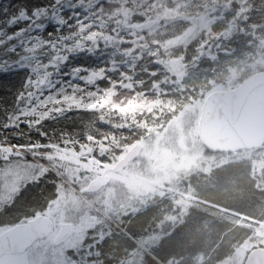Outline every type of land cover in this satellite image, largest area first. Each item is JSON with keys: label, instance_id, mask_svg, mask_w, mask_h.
Here are the masks:
<instances>
[{"label": "rangeland", "instance_id": "obj_1", "mask_svg": "<svg viewBox=\"0 0 264 264\" xmlns=\"http://www.w3.org/2000/svg\"><path fill=\"white\" fill-rule=\"evenodd\" d=\"M252 13L247 12V16L242 18L239 26L236 19L225 21L224 18H210V16L191 19L178 15L175 11L166 10L158 19H145V21L154 20L156 22L155 26L147 32L150 38H145L135 30L137 23L134 22V14L125 10L121 13V21L124 15H128L129 19L125 22L122 21L121 27H118L115 33L91 34L93 31L89 32L85 28L86 30L81 31L79 38H69L68 41L59 42V44L46 49H28L20 59L31 68L34 74L33 98L37 103H46L48 99L40 98L44 95L40 90L43 87L51 86L55 68L68 54L73 51L96 50L98 48L128 51L129 49L121 50L122 39L118 34L121 29L135 39L131 42L134 49L138 44L150 47L157 62L167 75L168 84L185 96L186 104L171 116L169 115L166 121L158 120L155 123L156 120H152L153 123H146V125L138 127H134L130 122L124 126L129 129H125L123 132L129 134L126 141L130 140V142L126 146L130 147L135 143L143 145L142 158L145 168L148 167L152 170V161H155L160 154L165 155L163 165L154 169L161 182L158 201L159 203L164 201L157 207L164 209L170 206L171 211L158 210L162 219L157 225L159 227H180L171 233L165 231V228H160L156 235L152 233L147 235V238L150 239L144 237L148 234L145 232L138 239L139 243L146 246L149 251L157 253L156 256H162L166 260L165 264H200L201 261L206 264L211 256L205 257L206 250L200 246L203 242L210 240V237L206 238L207 234L215 229L210 227L214 221L220 222L222 229L217 233L212 231L214 234L212 239L217 240L214 246L217 251H210H214L213 256L221 255V259L218 260L222 261L220 264H243L247 252L255 247L264 248V147L231 154H209L201 145L196 133L201 107L207 95L214 91L233 89L249 76L264 71V55L260 56V52H258L259 56H254L251 60H247L248 56L239 59L241 47L244 48L247 45L252 47L257 41L256 32L262 21L261 17L264 16V9L259 8ZM44 17L42 11L29 18L27 21L31 28L29 37L35 30H37L36 33L43 30ZM236 17L240 18L238 14ZM19 20L23 21L24 18H19ZM177 21L183 22L184 27L181 32L178 29L176 30L177 36L158 42L156 39L162 37V33L169 27H173ZM104 25L102 23L101 27L104 28ZM201 26L203 29L209 28L210 30L217 28V36L215 40L204 41L200 46L195 47L189 58H186L187 56L182 54V50L187 44H192L193 36L200 33ZM174 29L172 28V34L175 33ZM95 79L96 76L89 74L86 82L92 84ZM106 95L107 97L101 98L103 105L109 103L112 105L110 94ZM92 106L89 105L88 108L92 109ZM112 107L124 115L134 113L150 116L155 111V107L138 105V102L131 99L123 106L113 104ZM122 118L128 117L122 116ZM75 140L78 142L74 143ZM75 140L65 141L63 146L68 148V145H82L81 141L86 142L87 138L79 137ZM87 141L91 142L90 139ZM119 144L116 139L85 144L86 147H89L86 150L87 153H83L87 159L86 163L95 161L96 163L93 165L98 168L100 166L98 157L114 158V155L108 153L112 148H120L122 144ZM50 146L46 149L51 152L41 153V155L48 154L50 159L58 158V153L61 152L63 146ZM93 150L96 151V155L91 157ZM26 156L43 167V163L33 155L28 153ZM244 162L249 168L253 166L249 173L239 164ZM65 165L70 170L79 173L84 179L93 173L92 168L85 164H78V160L70 159V164ZM188 170L192 175V181L186 178ZM34 171L35 168L27 174L20 170L19 173L11 176H0V181H2L0 182V214L5 217L9 214L0 224V233L17 221V218L13 219L10 216L12 208L21 191L28 183L35 180L32 179ZM37 174L35 173V175ZM65 186L69 190L59 184L55 185L54 195L37 210L36 215L50 217L54 233L60 223L66 221L72 223L74 226L73 236L59 249H50L55 246L51 242L45 241L34 246V249L24 255L4 256L0 264H153L142 254L138 246L132 245L121 239L120 235L114 234L105 221L100 219L90 221L89 216L93 214L84 208L82 202L84 200L69 186ZM257 191L263 193L262 196L258 195ZM173 192H177L176 198H169L168 202L165 201ZM259 200L261 209L258 207L252 217L245 218L240 213L249 210V208L254 209L255 202ZM111 201L109 200L107 203L110 208ZM237 212L240 215H237ZM249 212L253 211L249 210ZM198 215L204 218H198ZM109 219L113 221L111 217ZM189 219L190 221L187 223ZM110 220L107 222L110 223ZM25 221L27 220L20 218L16 223ZM196 223H200V225L196 227ZM225 229L230 230L225 232ZM246 230L249 231L248 237L241 243H237L238 235ZM234 238H237L234 241L235 244L224 253L223 250L227 243ZM231 250L232 254L228 255Z\"/></svg>", "mask_w": 264, "mask_h": 264}, {"label": "trees", "instance_id": "obj_2", "mask_svg": "<svg viewBox=\"0 0 264 264\" xmlns=\"http://www.w3.org/2000/svg\"><path fill=\"white\" fill-rule=\"evenodd\" d=\"M25 8L28 10L29 18L33 15L34 9L38 12L43 11L45 16L43 30L39 33L35 30L30 37L31 28L27 24L29 18L20 21L18 17L14 24L11 21V17L16 16L18 10ZM259 8L264 9V0H0V75L13 76L19 81L16 87L5 90L6 95L0 96V122L4 119V110L14 108L17 93L21 92L24 96L23 107L26 110L34 108L37 113L36 118L32 120L31 128L20 123L16 129L7 131L0 129V132L7 135L12 142L23 144L39 142L41 145L62 146L65 141L71 142L76 138L86 137L91 142L81 141L82 145L93 144L95 141L107 142L108 139L118 141L123 139L119 143L127 145L130 142V140L126 141L129 134L123 132L129 128L124 127L125 124L131 122L134 127H138L153 123L152 120H156L155 123L158 120L166 121L169 115L180 110L187 100L184 95L177 92L175 87L168 84L167 75L149 46L137 43L134 49L131 42L135 39L120 29L118 34L122 39L121 50L129 49L128 51L122 52L112 48L73 51L55 68L51 86L40 90L44 94L40 98H47L48 101L39 107H37L39 103L33 98L35 90L32 88V83H25L29 78L32 82L35 80L31 68L20 60L26 50L46 49L59 42L68 41L69 38H79L81 31L86 29L89 32L93 31L91 34L115 33L118 27H121L123 21V16L121 21V13L125 10L134 14V22L137 24L144 22L145 19H158L162 12L168 10L191 19L209 16L224 18L225 21L236 19L240 26L247 12L253 14L252 12ZM237 14L239 19L236 17ZM126 16L128 20L129 17ZM261 18L255 45L241 47L239 59L248 56L247 60H251L252 57L259 56L258 52L260 56L264 55V16ZM102 23L105 24L104 28L101 27ZM255 24L258 25V23ZM183 27V22L177 21L156 40L163 42L177 36L176 30L179 29L181 32ZM172 28H175L174 34L171 33ZM21 29L23 31L15 35ZM216 30L217 28L210 30L202 27L200 33L193 36L192 44H187L183 48L182 54L189 58L195 47L200 46L204 41L215 40L218 33ZM9 35L13 38L8 39ZM140 36L150 38L147 33ZM15 69H19L22 74L14 76ZM89 74L96 76L92 84L86 82ZM29 92L32 93L31 97L28 96ZM106 94H110L112 105L123 106L131 99L138 102V105L155 107V111L150 116L134 113L120 114L110 103L103 105L101 98L107 97ZM89 105H93L92 109L88 108ZM45 112L48 113L47 118L40 120V114ZM122 116L128 118L125 119ZM158 116L163 117L158 119ZM16 135L20 136L19 140L15 139ZM33 151L38 153L34 157L48 167H52L53 171L57 170L48 159V154L41 155L51 151L42 147L35 148ZM25 160L35 165V171L32 173V179L35 180L28 183L21 191V196L11 211L10 216H14L13 219L17 218V221L20 218L23 220L34 218L37 210L54 195L55 185L59 184L67 188L52 172L37 165L28 157H25ZM35 173L38 174L35 175ZM258 207L261 209L260 200L255 202L254 209L249 208L253 211L250 213L254 214ZM106 223L114 234L120 235L121 239L132 244L115 227ZM117 223L134 239L138 240L142 236L141 230L145 225L143 220L136 218L128 226ZM227 230L225 229V232ZM248 235L249 231L240 233L237 243H241ZM236 240L237 238L231 239L223 252L230 250ZM216 241L214 240L210 247L204 249L205 256L213 250ZM232 252L231 250L228 255ZM151 253L165 264L166 260L162 256H156L157 253L154 251ZM151 262L156 264L154 261Z\"/></svg>", "mask_w": 264, "mask_h": 264}, {"label": "water", "instance_id": "obj_3", "mask_svg": "<svg viewBox=\"0 0 264 264\" xmlns=\"http://www.w3.org/2000/svg\"><path fill=\"white\" fill-rule=\"evenodd\" d=\"M154 24V21L144 22L137 25L136 30L144 33ZM197 134L203 146L213 153L236 152L263 146L264 71L250 76L234 89L209 94L201 108ZM141 150V144L132 146L114 170L126 166ZM163 159L164 154L159 155L154 164L161 163ZM107 182L106 177H99L90 183L88 190H98ZM51 231L50 218L39 215L26 224H19L2 232L0 257L7 252L23 253L37 240L48 237ZM71 233L70 224L62 225L56 240L62 241ZM244 264H264V249H253Z\"/></svg>", "mask_w": 264, "mask_h": 264}, {"label": "flooded vegetation", "instance_id": "obj_4", "mask_svg": "<svg viewBox=\"0 0 264 264\" xmlns=\"http://www.w3.org/2000/svg\"><path fill=\"white\" fill-rule=\"evenodd\" d=\"M78 142V140H75L74 143ZM69 147L61 148V152L58 153V158L56 159H50L48 158L54 167L57 168V172L64 177L69 183L76 186L80 189L81 193L89 200V202L100 212L104 213L105 215L111 217L113 220L123 223L125 226H128L131 224V222L138 218L144 221L145 225L142 228V236L147 232L144 237L146 239L149 234H157L159 233L160 228H165V231H168V233L175 232L176 228H172L170 226H158L157 223H160L162 217L159 216V212L157 209V206H159V194L158 190L160 187V180L159 177L156 175L157 172H155V168H159L163 165L164 161L161 162L158 165H154V161H152L151 166L153 167L152 170L148 167H144L143 164V150L139 152V154L136 156L134 160L129 162L125 167H122L120 169L114 170L115 165L118 163L119 160H121L124 155L128 152L130 147L122 145L120 148L115 147L112 148V150L108 153L111 155H114V158L108 159L107 157H98L100 161V166L96 168L93 164L96 163L95 161L91 163H86L87 159L84 154L87 153V149L89 147H86V145H68ZM84 153V154H83ZM96 155V151L93 150L91 157ZM98 156V155H97ZM70 159L78 160V164H85L86 166L92 168V175H89L87 179H84L79 173L76 171L70 170L66 167L65 164H70ZM61 168H60V167ZM245 170L249 173L250 168L244 167ZM96 170V171H95ZM158 174V173H157ZM186 178H188L189 181H192V175L190 174V170L186 172ZM99 177H107L108 182L105 186L99 188L96 191H89L88 187L90 183ZM84 180V181H83ZM80 184H83V186H80ZM111 201V208L107 205V203ZM145 202V203H144ZM84 208L89 210L93 215H90L89 219L90 221H96L98 219L102 220L99 213L92 208L89 205L83 204ZM14 208V207H13ZM12 208V209H13ZM1 215V214H0ZM8 216V215H7ZM6 216V217H7ZM5 216H0V224L3 223V221L6 219ZM14 217V216H11ZM193 217V216H192ZM198 218H204L203 216L198 215ZM191 219V217H190ZM190 219L187 221V223L190 221ZM70 223L68 221L60 223L57 225L56 233H54V227L53 231L50 234L48 238L45 240L36 242L33 244L31 248L26 250L22 254H10L6 253L4 256H20L28 253L32 249H34V246H38L42 244L45 241L51 242L55 247H51L50 249H59L61 245L65 244L69 238L73 236V232L69 238L63 241H56V237L60 231V228L62 224ZM211 228H215L212 231L218 232V230H221L222 227L220 225V222H212ZM72 228L74 230V226L72 223ZM196 227L200 225V223L195 224ZM10 228V227H9ZM209 232L207 234V238L210 237V240L203 242L200 248L206 249L210 247L213 244L214 239H212L213 233ZM167 233V234H168ZM54 238V239H52ZM215 249V248H214ZM217 251V248L215 249ZM0 258V261H3V257ZM216 261H209L206 264H220L222 261L220 260L221 256L220 254H215ZM200 264H203L202 261Z\"/></svg>", "mask_w": 264, "mask_h": 264}, {"label": "snow or ice", "instance_id": "obj_5", "mask_svg": "<svg viewBox=\"0 0 264 264\" xmlns=\"http://www.w3.org/2000/svg\"><path fill=\"white\" fill-rule=\"evenodd\" d=\"M28 10L20 9L17 12L16 16L11 17V21L16 23L17 18H24L28 19ZM33 15H38V10H33ZM21 30H18V35ZM9 39H12L13 36H9ZM47 43V42H45ZM22 73L19 69L14 70V76H19ZM19 83L18 80L14 79L13 76L9 75H0V96L6 95V89L14 88ZM26 84L32 83L31 79L29 78L25 81ZM28 96L31 97L32 93L29 92ZM18 101V102H16ZM16 101H14V108L12 110L5 109L4 110V119L0 122V129L2 130H11L16 129L19 127L20 123H24L26 127L31 128L32 120L36 118V111L35 109L26 110L23 107L24 96L23 93H17ZM55 103H59V101H54ZM44 102H40L37 107L42 106ZM48 113L45 112L40 114V120L47 118ZM41 135H44L41 133ZM16 140L20 139L19 135H16ZM44 147L49 148L50 145L44 144L41 145L39 142L35 144H23V143H14L10 140L7 135H4L3 132H0V176H11L13 174L19 173L20 170H23L26 174L30 173L31 170L35 167V165L30 164L25 160V155L30 153L33 156H36L38 153L33 151L35 148ZM2 182V181H0Z\"/></svg>", "mask_w": 264, "mask_h": 264}]
</instances>
